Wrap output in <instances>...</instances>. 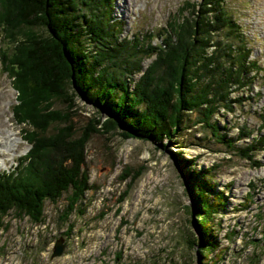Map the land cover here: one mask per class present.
<instances>
[{
  "label": "rangeland",
  "instance_id": "1",
  "mask_svg": "<svg viewBox=\"0 0 264 264\" xmlns=\"http://www.w3.org/2000/svg\"><path fill=\"white\" fill-rule=\"evenodd\" d=\"M188 1L197 3L196 11L203 0H114V14L125 20L119 37L136 33L147 43L157 42L155 33L165 26L168 16L174 14L176 19L177 14L180 21L177 11L182 8V15L186 13ZM222 8L239 23L251 50L243 75L249 82L235 85L230 92L231 108L218 106L210 119L233 147L213 135L197 111L188 112L182 128L169 139L126 137L120 131L128 128L120 124L108 133H92L85 145L90 188L66 215V193L55 201L46 200L40 223L12 209L1 214L0 264H115L117 252L120 262L128 264H264V148L251 151L250 159L237 150L264 133V0H224ZM194 10L186 14L188 20L195 18ZM144 32H150L152 39ZM220 36L227 41L225 33ZM8 45L0 37V58L3 49H10ZM255 58L260 64H251ZM154 59V55L144 58L143 69ZM5 68L0 63V132L18 138L1 150L0 174L15 170L30 148L22 138L30 125L14 116L19 95ZM141 74L131 77L137 80ZM75 101L70 115L72 136L94 116L99 117V108L91 101L79 95ZM52 104L67 112L61 99ZM106 115L100 110L101 120ZM58 124L63 127L68 122ZM247 131L248 137L243 135ZM256 160L259 165L253 164ZM125 171L137 172L135 181L129 183ZM198 182L211 187L204 198L208 204L214 202L216 193L221 196L203 226L194 210L202 203L195 186ZM187 207L194 211L190 213ZM194 237L216 245H209V251L199 250V244L190 242ZM58 238L63 249L52 256Z\"/></svg>",
  "mask_w": 264,
  "mask_h": 264
},
{
  "label": "trees",
  "instance_id": "2",
  "mask_svg": "<svg viewBox=\"0 0 264 264\" xmlns=\"http://www.w3.org/2000/svg\"><path fill=\"white\" fill-rule=\"evenodd\" d=\"M222 1L203 0L196 11L197 3L186 2V13L182 15V8L177 11L180 21L177 14L176 19L174 14L168 16L165 26L155 33L158 41L147 43L136 33L119 37L125 20L114 14V0H0V37L10 48L3 49L0 63L13 76L18 91L14 116L30 125L22 136L30 145L28 152L15 170L0 174V217L12 209L40 223L45 201H55L63 193L69 200L64 214L70 212L90 188L85 168L87 141L92 133H108L119 124L128 128L120 131L126 137L169 139L182 128L185 115L197 111L213 135L233 147L210 119L218 106L231 108L230 92L235 85L249 82L244 74L251 50L239 23L223 10ZM192 10L195 18L188 20ZM222 32L227 41L220 36ZM147 35L152 39L150 32H144ZM89 42L92 49L85 47ZM152 55L155 59L143 69L142 60ZM251 64L260 63L255 58ZM139 72L137 80L131 77ZM77 95L95 104L99 117L94 116L72 136L70 115ZM60 99L66 102L65 113L52 108ZM100 110L107 112L104 120ZM59 122L69 125L61 127ZM263 148L264 133L237 150L250 159L251 151ZM137 174L125 171L129 183ZM195 186L202 203L194 210L203 226L221 196L216 193V201L208 204L204 198L211 187L199 182ZM125 195L126 190L119 202ZM190 242L199 244V250L209 251L216 245L197 237ZM120 258L117 252L115 264H128Z\"/></svg>",
  "mask_w": 264,
  "mask_h": 264
},
{
  "label": "bare ground",
  "instance_id": "3",
  "mask_svg": "<svg viewBox=\"0 0 264 264\" xmlns=\"http://www.w3.org/2000/svg\"><path fill=\"white\" fill-rule=\"evenodd\" d=\"M17 138L18 137L14 133H9L7 131L2 133V131H1L0 132V152L2 149L6 148V146H5L6 143H9V145H11L13 143L14 139H17ZM0 161L2 162L1 156H0Z\"/></svg>",
  "mask_w": 264,
  "mask_h": 264
},
{
  "label": "water",
  "instance_id": "4",
  "mask_svg": "<svg viewBox=\"0 0 264 264\" xmlns=\"http://www.w3.org/2000/svg\"><path fill=\"white\" fill-rule=\"evenodd\" d=\"M54 250L52 251V256H56L58 255L62 249H63V243H62V239L61 238H58V240L55 242V245H54Z\"/></svg>",
  "mask_w": 264,
  "mask_h": 264
}]
</instances>
